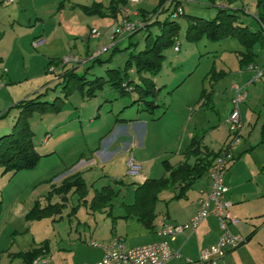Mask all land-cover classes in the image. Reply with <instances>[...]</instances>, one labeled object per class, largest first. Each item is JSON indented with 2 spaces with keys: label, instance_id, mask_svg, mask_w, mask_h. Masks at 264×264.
<instances>
[{
  "label": "rangeland",
  "instance_id": "1",
  "mask_svg": "<svg viewBox=\"0 0 264 264\" xmlns=\"http://www.w3.org/2000/svg\"><path fill=\"white\" fill-rule=\"evenodd\" d=\"M148 1L152 4L154 0ZM231 4V8L238 9V15L241 18L246 19L248 23L251 22L252 25L255 24L254 26L256 27H260V24L253 17L256 11V0H185L181 4L183 15L175 19L179 25V31L175 37L174 43L162 49L161 53L164 56L162 68L156 76L152 77L155 83V89L160 88L159 91L157 90L154 97L160 106L155 108L151 114L148 112L137 114L136 109L143 106L141 102L134 105L132 109H130L131 107L126 108V110L130 109L126 113L134 112V114L140 115L141 118L153 119V122L149 123L147 139L145 138L147 148L149 146L152 147L151 151L153 155L163 154L162 157H171L173 144L171 141L163 139V136L166 135L165 131L169 130V121L172 118H177L178 112L176 108L185 101L183 97L180 96L181 93L192 90L193 86L191 80L194 79L198 81L202 80L204 89H210V82L216 81L214 84L215 92L212 103L214 110L206 108L198 109V104L196 105L193 100L194 103H192L190 108L193 110L194 114L192 118L188 120V126L192 128V126L196 125L197 127L202 126L206 128L215 125V128H218L216 133L207 132L204 134L206 142L214 150L218 149L220 142L227 134V126L223 123V119L228 109L230 86L236 81V74L232 68L231 71L227 70V72H229L228 78L224 77L216 80L215 76L213 79V73L208 71L210 69L213 71H220L223 67L221 65L223 62L229 66L230 64L226 59L228 55L233 58V54L218 50L219 55L216 59L200 55L206 51H214V46H218L219 49L220 44L225 49L231 47L232 44L234 46L240 45L231 39H225L219 42H210L203 39L198 43H191L185 40V29L188 17L198 16L205 19H213L217 14L218 6H228ZM153 28L154 27H151L150 29L152 35L156 33V30ZM96 29L101 33L99 28ZM147 32L148 31L142 30L140 33L138 32V35L135 33V35L133 34L126 37L131 38L134 36L131 38L130 42L138 43L136 47H129V43L123 39L122 41H118V48L121 51H117L110 62H102L101 65L96 63L93 68H91L92 72L90 71L87 73L86 77L103 76L107 78V69H119L123 72L124 63L129 53H137L143 48V37ZM110 38L111 34L109 33L102 35L99 39V43H97V40L92 42L90 50L95 48V44L99 48L102 47L101 45L109 47L111 42L109 41ZM75 45L76 47H74L72 43L68 48V52L61 58L70 54L80 57L78 53L81 52L82 48L77 42H75ZM174 46L180 48L179 53L173 51ZM123 48L126 49L122 50ZM255 49L259 56L257 62L260 65H264V42ZM112 51V48H109L104 56L108 57ZM25 64L29 69H27L26 66L23 68L20 59L15 60L9 65H0V73L4 68L9 71L12 67H20L17 74L11 77L13 81L7 82L6 85L3 84L0 88V91L4 92V94L0 96V114L10 105H6L5 103L6 106H3L4 102L12 100L16 103L37 92L44 91L46 86H48L47 98L49 100L52 101L56 96L63 97L64 94L61 92V84L53 90L57 82L54 74L49 73L46 75L41 66L38 70V62L36 63L37 65H35L34 62L27 60ZM67 66L70 67L71 64ZM82 66L83 65L78 68V73L83 71L81 69ZM49 69H55V65L50 66ZM191 71L190 81H186L181 89L176 91L173 90L185 79V75ZM3 77L7 78L5 74ZM0 82H2V78H0ZM127 82H129V91L124 92V95L119 96L116 101L115 96L119 95V93L114 91L108 84H105L103 89L98 91L96 97L89 99L82 98L76 86L79 82L72 79L70 80L69 86L72 88L71 92L73 91V94H70V98H68L65 102L66 104L62 106L60 113L42 116L40 113L35 112L31 116L30 124L34 132L33 142L36 148L41 152L45 149L56 148L57 155L53 159L42 162L33 172L32 170H23L13 175L10 173L2 174V169L0 168V251H2V253L5 251L7 254H13L31 247H38L43 240H47L49 249L47 257L50 260V264H81L96 263L102 257L99 248H94L89 245L91 241L105 243L114 237H122L127 247H137L147 244L151 236V231L145 230L134 218V215L129 214L131 211H129L130 206L129 208L127 207L132 204L134 200L136 187L135 178L129 176L127 171L125 172V167H123L124 163L121 162L123 158L125 160V156L119 158L120 155H124L126 152L124 151V142H122L124 137L130 140L132 135L135 137L137 135L138 140H140L139 142H141L142 139L144 140L145 135L143 128L145 127L140 123L129 126L124 125L121 129L115 128L112 136L120 137V139L114 151L116 153L112 158H106L107 160H105L104 163H100L96 160L91 163L90 166H83L84 168L86 167L85 169H83V167L78 168V166L72 164L69 168H66L67 170H64V172L50 180V182L59 183L60 180L67 175L74 172H81L86 183V188L89 190L86 205L83 203H79L78 205L79 197L73 190V193L69 194L66 208L60 216H54L31 223L24 220L25 213L36 199H40V202H45L43 195L47 192L49 187L47 183H44L47 179L45 174L46 168L56 165L58 161L64 160L65 157L68 159L71 158L73 155L77 154L81 148L85 147V145L87 146L90 142V140L87 139L89 137V132H92L90 137L93 138L94 131L107 127L110 120L106 118L112 117L108 109L112 105L116 108L118 105L123 106V104H130L133 99L137 97L138 94L133 88L139 81L133 69L127 72V76L124 75V83ZM263 84V81L260 80L253 84V86L259 87ZM244 89L247 91L248 88ZM258 90L260 92V89ZM104 98L112 100L113 104L112 102H103ZM101 102L107 104V106H102L101 110H99V117L94 120L93 124H89V118L93 117V112ZM165 107L169 108V111L164 119L160 121L157 120L156 118ZM79 113H81V116H77ZM15 114L16 108L12 107L9 114L5 118L0 119V136L12 130ZM188 116L190 115L188 114ZM184 117H186V115H184ZM251 127L252 125L250 129ZM73 129L84 130L86 136L83 139L73 136ZM152 131H154L153 135ZM247 133L245 132V136ZM216 135H218L217 138H215ZM44 138L46 139L45 144L42 143ZM108 148L109 144L106 142L104 149ZM136 148H138L137 141L135 149ZM165 151H167L166 154H164ZM147 170L149 171L150 178L162 176L163 167L161 166V159L157 157L152 159L149 166H147ZM111 177L122 178L123 182L114 184ZM108 184L117 187L121 186L120 193L108 200L105 208L97 209L89 206L96 193L101 192L102 187ZM173 191V188H169L158 192V201L155 204L157 219L167 212V208L170 207V204L175 206L176 202L172 197ZM55 201L56 200L52 203ZM72 208L76 209L71 214ZM260 243L264 248V232H258V236L255 237V240L252 241L249 247L240 255V257L245 258V261L241 264H264V250L262 249L259 254L257 253V251L259 252L260 250L257 248ZM246 244L247 243H245V245ZM2 256L5 258L6 255L2 254ZM10 261L12 262L11 264H23V260L20 257H15ZM4 262H7L6 259H4Z\"/></svg>",
  "mask_w": 264,
  "mask_h": 264
},
{
  "label": "crops",
  "instance_id": "2",
  "mask_svg": "<svg viewBox=\"0 0 264 264\" xmlns=\"http://www.w3.org/2000/svg\"><path fill=\"white\" fill-rule=\"evenodd\" d=\"M116 1L117 2L121 1V2L118 5V10H117L118 12L116 13L115 16H113L110 15L107 10L112 0H14L13 2H8V0H0V65L3 64L9 65L12 64L15 60L20 59L23 68L24 66H26V68L29 69V67L25 64L27 60H29L30 62H34L35 65H37L36 63L38 62L37 65L38 70L39 67L41 66L46 75L51 73L54 74V76L56 77L57 82L55 83L53 90L60 85V82L62 80L61 76L63 75L65 70L71 67H76L75 72L78 73V68H80V66L83 65L81 68L83 71L78 74L79 75L82 74L86 76L87 73H89L90 71L92 72L91 68H93V66L96 63L101 65L102 62H110L113 56L116 54V52L121 51L118 48V42H117L116 46L119 50L112 51V53H110L108 57L104 56L105 53L108 52V49L112 44L111 38L109 40L111 41L109 47L107 46L105 47V45H101L102 47L99 48L95 44V48L90 50V46L93 41L97 40L98 41L97 43H99L100 42L99 39L102 35L109 33L111 34V37L113 36L118 21L125 15L124 9L126 8L129 11L138 10L141 14L142 13L144 14V13L152 12L154 9L158 7L160 2V0H154L151 4L148 0H140L138 4H134L128 2V0H116ZM98 4L100 5L101 8L100 9L101 14H98L97 12L96 6H98ZM231 6L232 4L228 6L226 5V6H218V7L231 8ZM236 10H237L236 12L238 19L242 23L247 25L250 29L257 30L261 28V25L260 27H256L254 26L255 24L252 25L251 22L248 23L246 19L241 18L238 15V9ZM255 13L253 17L256 20ZM131 18H133V16H131ZM163 18H164V14H161L158 17L159 20H162ZM153 27H154L153 29L156 30V33H158L157 32L159 31L158 27L157 26H153ZM96 28H99V30H101V33H99V31ZM91 29H96L99 35L97 37L92 36L90 34ZM139 33H137L136 35H138ZM131 38H126V39L120 38L119 41L120 40L122 41L123 39L124 41H127L129 43L128 46L131 45L135 46L134 44H136L137 46L138 43L130 42ZM203 39L210 41L206 38H202L201 40ZM225 39L234 40L240 45V43L235 39L232 38H225ZM225 39H222V41ZM185 40L188 41L186 38ZM74 41L79 43V46L82 48L81 52L78 54L80 55L81 58H87V62L76 66H73L71 64L70 67L67 65L60 67L58 62L61 59V57L68 52L69 50L68 48L70 47V45L73 43V46L76 47ZM199 41L191 42V43H198ZM219 41H210V42H219ZM262 44L257 46H261ZM257 46H255L253 49V52L255 54L253 62L248 65H241L239 63L238 52L243 50L241 45L234 46L232 44L231 47L225 49L220 44L219 49L218 46H214L213 47L214 51H206L200 55L204 57L205 56L213 57L216 59L217 56L219 55L218 50L227 51L233 54V58L228 55L227 56L228 58L226 59V61L229 62L230 67L226 65V63H224L223 60L222 61L223 63L221 64L223 67L220 69V71H213L212 69L208 71L213 73V79L215 76L216 80H219L224 77L228 78L229 72H227V70L231 71L232 68L236 74V81H234L233 84L230 86L228 109L223 119L224 124H226L227 117L232 109V100L235 95L234 87L243 86L244 88H248L247 91H245L244 89L246 93L245 100L238 104L239 116L244 125L242 131V137L239 143L237 144L236 149L234 150V160L229 165L228 170L226 171L224 176V183L228 187L227 198L231 202L230 212L233 217L237 218L240 221L237 226H230L229 231L232 235H241L244 238L248 237V239L245 241V243H247L246 245L244 243L243 244L244 246L241 245L237 248L226 250L224 254L217 260L216 264L243 263L245 261L244 260L245 258L240 257V255H242L243 251L247 249V247H249V244L255 240V237L258 236V232H264V84L259 87L253 86V84L257 83L260 80H262L264 83V74L261 78H258L253 81L252 78L255 74V71L249 67V65H252L253 67L255 66L257 68L262 69L264 72V65H260L257 62V59L259 57L255 49ZM103 48H106L107 50L105 52H101L98 55H96L97 52ZM124 49L125 48H123L122 50ZM173 51L175 53H179L180 48H178V51H175L173 47ZM92 58H96L97 61H92ZM51 61L52 64L48 65V63ZM52 65H55V69L53 71H49V67ZM19 68L20 67L18 66L12 67L9 69V71H7V69L4 68L0 73V78H2V83L6 85L7 82H12L13 79H11V77L17 74ZM191 73L192 71L189 72L187 75H185V79L181 81L173 90L176 91L178 89H181V87L186 81H190L189 79H191L190 78ZM4 74L7 78L3 77ZM191 81L193 86L192 90L184 91L180 95L183 97L185 101H183V103L176 108L178 112L177 118L176 119L172 118L170 121L167 120L169 121V130L165 131L166 135L163 136V139H167L168 141H171L173 144L172 155L170 158L162 157L163 154L153 155L151 151L152 147L149 146L147 148L146 139L149 133V123H152L153 119L152 120L144 119L141 118L140 115H137L138 113L148 112L145 110L144 102L143 100L140 99V94L137 92L138 94L137 97L134 98L130 104H126V105L123 104V106L118 105L116 106V108H114L112 105L108 109L109 114H112L111 118L109 117L106 118L110 120L109 125L103 129L94 131L93 138L90 137L92 132H89L88 134L89 137L87 139L90 140V142L89 144H87V146L85 145V147L81 148L80 151H78L77 154L73 155L71 158L68 159L65 157L64 160L58 161L56 165L51 166L50 168L45 167L46 168L45 174L47 179L44 181V183H47L49 185L47 192L43 195L45 202H40L41 201L40 199H36L32 203L29 210L25 213L24 220L31 223L34 221H41L43 219L52 218L54 216H60L62 214L63 210L66 208V205L68 203V196L70 193H73V189H71L65 194H57L53 192L52 195L50 196L49 194L52 191V186L54 188L58 187L61 182V180L59 183L53 181L50 182V180L55 176H58L60 173L64 172V170H67L66 168H69V166H71L72 164L77 165V163L80 160H85L86 162L89 163L88 164L85 163L79 166L78 168H81L83 166H90L91 163L95 162L96 160H98V162L100 163H104L105 160H107L106 158L108 159L112 158L113 155L116 153L114 151L116 150L120 139V137L112 136V133L115 130V128L121 129L122 127H124V125L129 126L132 124L136 125L138 123L142 124L145 127L143 128V131L146 137L144 136V140L142 139L141 142H139L140 140H138L137 135L136 137L132 135L130 140H128L127 137H124L122 142H124V151L126 152L124 155L119 156V158H123L125 156V160L123 158L121 161L124 163L123 167H125V172L127 171L126 162L130 153L134 157L135 161H137L140 164L141 171L139 176L135 178L136 185L143 183L146 179H158L161 177H166L168 173L164 165L165 163L171 167H176L180 163H182L184 161L183 152L189 146L191 138L194 134L200 136L201 144L204 147H206L208 150L213 152H218L219 150H221V148L225 145L227 141L228 132H226L227 134L220 142L218 149L214 150L206 142V137H204V134L207 132L216 133V130L218 128H215V125L206 128H203L202 126L197 127L196 125L192 126V128L188 126V120H190L194 114L193 110H191L190 108V106L192 105V103H194V101L196 105L198 104L197 106L198 109L206 108V109L214 110V106L212 105V103L215 92L214 84L216 81L213 82L210 80L211 81L210 89L205 88L207 96L205 99L201 101L198 100L202 89H204V83L202 82V80L198 81L197 79ZM103 87L95 91L93 96H88V97L84 95L81 89L77 88L78 89L77 91L79 92V95L82 98L89 99L96 97L98 95L97 94L98 91L102 90ZM110 87L114 91L119 93V95L116 94L117 96H115L116 101L119 96L124 95V91L116 89L111 85ZM47 89L48 86L45 87L44 91L37 92L30 97H33L36 94H45L42 99L46 101H51L47 98V94H48ZM258 89H260V92ZM159 90L160 88L158 89V91ZM72 92H70L71 95L73 94ZM0 93H1L0 96L4 94L3 91H0ZM70 94L62 102L58 112L46 113V114L40 113V114L42 116H50L60 113L62 106L66 104L65 103L66 100L70 98L71 96ZM30 97H26V98H30ZM103 102L108 103V102H112V100L104 98ZM103 102H101L98 105L97 109L95 110L96 113L95 111L93 112L94 114L93 117L89 118L88 120L89 124H93L94 120L99 117V110H101L102 106H107V104H103ZM139 102L143 103V106L141 108L136 109L137 114H134V112L126 113ZM5 103L6 105L7 104L10 105L9 107H7V109H5V111H3L0 114V119L5 118L9 114L10 109L12 107L16 108L15 105L17 102L15 103L12 100H9L8 102L7 101L4 102L3 106H6ZM126 108H130V109L126 110ZM168 111L169 108L165 107L161 111V114L156 119L159 121L164 119ZM148 113L151 114V112ZM17 114H18V110L16 108L14 121L16 119ZM188 114L190 116H188ZM184 115H186V117H184ZM77 116H81V113L77 114ZM251 125L252 127L250 129ZM226 130L228 131V128ZM245 132L246 133L248 132L246 136H245ZM153 134L154 131H152V135ZM72 135L82 139L86 136L84 130H75V129L72 130ZM33 136H34V132H33ZM108 137L110 138V140ZM217 137L218 135L215 136V138ZM136 141L138 148L135 149ZM106 142H108L109 144L108 149H104ZM42 143L43 144L46 143L45 138L43 139ZM35 149L41 155V158L36 168H38V166L42 162L53 159L57 155L56 148L45 149L42 152L39 151L36 148V146ZM166 153L167 151L164 152V154ZM156 157L161 159V166L163 167V175L158 178L155 177L150 178L149 171L147 170V166H149L150 161L152 159H155ZM85 168L83 167V169ZM35 169H33L32 172L35 171ZM208 173L209 170L205 172L203 175H201L196 181H194L191 187L185 191V195L183 198L173 199L176 202L175 206H172L170 204V207L167 208V212L158 219L156 218V214H155V204L158 201L157 198L153 207L154 215H155V218L153 220V227L151 229H145L142 226L145 230L151 231L150 232L151 236L147 244L144 245L151 244L160 239V237L157 234V231L159 230V228H161L163 224L182 225L187 223L196 214L198 209V199L205 195V192L207 191L209 186ZM81 178L84 182L86 190L82 195H80L77 192L74 193H76L77 196L79 197L78 205L79 203H83L84 205H86L89 190L88 188H86V183L83 179L82 173H81ZM111 178L114 184L117 181L123 182L122 178L119 177L118 178L111 177ZM104 187H111V189L114 192V196H117L120 193L121 186L117 187L115 185L111 186L108 184L106 186H103L102 188ZM169 188H173L174 190L173 196H174V194L177 192V188L175 186ZM54 200L56 201L52 203ZM106 204L104 206L92 207V203H90L89 206H91L92 208L100 209V208H105ZM50 205H56L51 213L46 210V208L49 207ZM34 207L36 208V210L43 209V211L44 210L45 211L42 215L35 214L33 217H27L29 212L32 209H34ZM75 209L76 208H72L70 213L72 214ZM134 218L137 220L135 216ZM220 234H221V230L219 228L216 217L214 215H209L206 219H204L201 222V224L194 232H191L190 230H186L183 234L177 235L173 240H168L169 248L173 253V257L170 260L169 264H201L198 261L200 251L203 249H209L215 247L219 240ZM108 242L105 243L95 242V243L97 245H104ZM47 243H48L47 240H43L38 247H31L24 251H20L13 254L11 253L7 254L5 251H3L2 253V251H0V264H7V263L11 264L12 262L10 260H12L15 257L22 258L23 264H32L33 260L27 258L26 254L31 250L43 248V246L45 245L46 246L45 254L47 255V252L49 250ZM91 247L99 248L103 256V251L99 246L97 247L91 246ZM257 248L260 249V250L258 249L259 252L257 251L258 254L262 249L264 250L261 243ZM2 254L6 255L5 258L2 256ZM4 259H6L7 262H4Z\"/></svg>",
  "mask_w": 264,
  "mask_h": 264
},
{
  "label": "trees",
  "instance_id": "3",
  "mask_svg": "<svg viewBox=\"0 0 264 264\" xmlns=\"http://www.w3.org/2000/svg\"><path fill=\"white\" fill-rule=\"evenodd\" d=\"M120 2L112 0L107 9L110 15H116ZM165 2L166 0H160L157 8L163 6ZM181 4L176 2L163 8L161 14H164V18L162 20L157 18L146 26L143 31L148 32L144 36L143 48L137 53H129L123 72L119 69H107V78L103 76L88 78L75 72L76 67H71L65 70L61 76L60 84L64 94L62 98L57 96L52 101H46L42 99L45 94H36L33 97L17 102L15 107L18 110V114L12 130L0 136V168L2 169V174L10 173L13 175L19 171L33 170L37 167L41 155L35 149L30 118L34 112L41 114L58 112L60 105L72 90L69 86L72 79L79 82L76 85L77 88L81 89L87 97L93 96L95 91L101 89L107 83L116 89L126 92L129 91L128 83L131 81L124 83V75L127 76V72L133 69L139 81L135 84L133 90L140 94L145 110L152 113L155 108H158L160 105L154 99L158 89H155L152 77L161 69L164 59L161 53L162 49L174 43L179 31V25L175 20L176 17H173L172 14L177 5ZM255 5V18L261 25L260 29L252 30L242 23L238 19L236 9L218 7L217 14L213 19H205L198 16L188 17L185 38L190 42H197L202 38L210 41H219L225 38L235 39L243 48L242 51L238 52L239 63L248 65L253 62L255 57L254 47L264 42V0H256ZM96 7L98 14H101L100 5L98 4ZM157 8L152 12H156ZM153 26H157L159 29L158 33L154 35L150 31ZM134 45L136 47V44ZM117 50L119 49L115 45L113 51ZM92 61H97V59L93 58ZM50 64H52V61L48 63V65ZM206 96V90L202 89L198 101L205 99ZM219 153L220 150L213 152L204 147L201 144L200 136L194 134L189 146L183 152L184 161L182 163L176 167H171L164 162L168 173L166 177L146 179L143 183L136 185L134 201L130 205L129 211H131L129 214H133L145 229H151L155 218L153 207L157 200L158 192L175 186L177 192L174 194L173 199L183 198L185 191L191 187L194 181L210 169L213 160ZM116 183L122 182L117 181ZM71 189L80 195L84 194L86 189L80 172H74L62 178L58 187L54 188L52 186V191L49 195L51 196L53 192L65 194ZM113 196L114 192L111 187L102 188L101 192H97L93 197L92 207L104 206ZM55 206L50 205L46 210L51 213ZM44 211L43 209L36 210L34 207L27 217H33L35 214L42 215ZM247 239L248 237L245 238V241ZM45 247L44 245L43 248L31 250L26 254V257L33 260L39 254H45Z\"/></svg>",
  "mask_w": 264,
  "mask_h": 264
},
{
  "label": "built area",
  "instance_id": "4",
  "mask_svg": "<svg viewBox=\"0 0 264 264\" xmlns=\"http://www.w3.org/2000/svg\"><path fill=\"white\" fill-rule=\"evenodd\" d=\"M14 0H8L13 2ZM140 0H128V2L138 4ZM185 0H166L156 12L141 14L138 10L129 11L124 9L125 15L118 21L113 36L111 37L112 44L109 48L114 47L120 38H126L135 33L146 29V26L156 20L162 12V9L173 5L176 2H184ZM173 17L183 15L181 5H177L173 12ZM133 16V18H131ZM90 34L94 37L99 35L96 29H91ZM178 46H174V50L178 51ZM103 48L97 52H105ZM95 55V56H96ZM93 59V58H92ZM87 62V58H81L77 55H66L58 62L60 67L68 64L81 65ZM255 71L252 80L261 78L264 74L263 70L249 65ZM54 69H49L53 71ZM0 82V87L2 86ZM234 98L232 100V109L227 117L226 124L228 128V138L225 145L221 148L219 155L213 160L209 169L208 178L209 186L205 195L198 199V209L196 214L185 224H163L157 231L159 240L144 246L127 247L122 238L116 237L104 245H97L94 241L89 244L91 246H99L103 251L102 259L96 263H81V264H169L173 257L168 240H173L177 235L183 234L186 230L194 232L201 222L209 215H214L218 221L221 234L215 247L203 249L199 253L198 261L201 264H216L217 260L228 249L239 247L245 242V238L241 235H232L229 231L230 226H237L239 220L232 216L230 212L231 202L227 198L228 187L224 183V176L229 165L234 160V150L241 140L242 131L244 128L243 122L240 119L238 112V104L246 98L244 87H234ZM88 164L85 160H80L76 166ZM127 174L131 177H138L141 171L140 164L135 161L130 153L126 162ZM50 260L46 254L36 256L32 264H49Z\"/></svg>",
  "mask_w": 264,
  "mask_h": 264
}]
</instances>
